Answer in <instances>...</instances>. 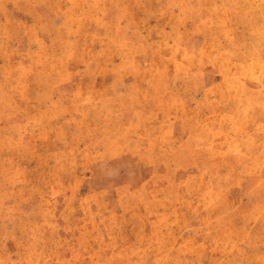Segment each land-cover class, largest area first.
Returning a JSON list of instances; mask_svg holds the SVG:
<instances>
[{
    "label": "rangeland",
    "instance_id": "obj_1",
    "mask_svg": "<svg viewBox=\"0 0 264 264\" xmlns=\"http://www.w3.org/2000/svg\"><path fill=\"white\" fill-rule=\"evenodd\" d=\"M0 264H264V0H0Z\"/></svg>",
    "mask_w": 264,
    "mask_h": 264
}]
</instances>
